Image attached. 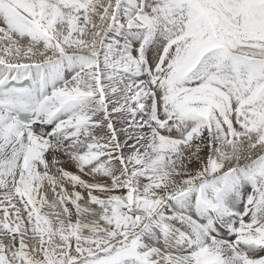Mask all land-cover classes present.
I'll return each mask as SVG.
<instances>
[{
  "label": "snow or ice",
  "instance_id": "6c2138e0",
  "mask_svg": "<svg viewBox=\"0 0 264 264\" xmlns=\"http://www.w3.org/2000/svg\"><path fill=\"white\" fill-rule=\"evenodd\" d=\"M0 264H264V0H0Z\"/></svg>",
  "mask_w": 264,
  "mask_h": 264
}]
</instances>
